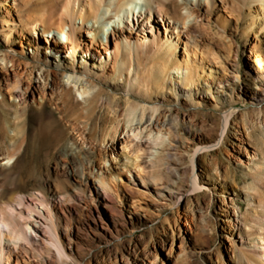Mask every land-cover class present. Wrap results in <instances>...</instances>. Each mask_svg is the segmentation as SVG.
I'll use <instances>...</instances> for the list:
<instances>
[{"label": "rangeland", "instance_id": "obj_1", "mask_svg": "<svg viewBox=\"0 0 264 264\" xmlns=\"http://www.w3.org/2000/svg\"><path fill=\"white\" fill-rule=\"evenodd\" d=\"M6 6L12 10L9 17L15 18L18 9L13 8L12 0ZM219 9L222 16L229 14L228 10H221V6ZM260 10L257 6L244 5L241 19H232L225 31L219 24V13L200 21V29L218 43L215 52L220 64L217 67L211 63L212 75L211 69L206 68L207 73L202 75L197 88H193V97L183 93L179 85L181 75L175 71L171 72L164 89L134 95V103L158 107L154 124L159 125L168 142L171 141L164 148H156L153 155L158 168L152 175L163 182L153 184L152 177L148 176L145 177L148 186L139 181L137 173L147 166L142 159L134 158L142 152L124 147L119 140L115 148L110 138L106 142L93 139L91 144L97 154L93 159L94 169L120 174L117 189L102 192L100 199L95 192L92 196L86 192L77 200L65 187L72 205L60 215L59 235L52 237L59 247L66 248L70 258L61 257L54 247L49 259L39 253L31 254L32 263L256 264L258 261L264 264V241L260 239L264 236V78L258 76L264 71V31L259 30L261 17L255 15ZM3 16L0 11V22ZM254 21L255 28H252ZM108 27L103 26L104 33ZM14 38V42L6 46L0 35V51L10 50L21 61L33 62L34 47L17 35ZM48 56L47 64L54 69L73 63L79 69L85 67L81 58L74 61L67 58L66 53L49 52ZM103 56L106 61L109 54ZM90 63L95 64V61ZM101 66V60L96 62L95 71H100L97 67ZM3 73L0 61V76ZM17 74H10L12 80L20 76L25 90L34 91L36 99L40 100L35 87L40 71L22 66ZM59 81L72 86L74 91L79 87L70 75L59 77ZM105 85L108 92L111 84ZM112 89L114 94L127 98L124 87ZM8 100L15 102L14 105L18 102L9 95ZM31 101L34 102L33 96ZM56 103L32 111L26 127L25 117L18 119L19 129L27 131V139L21 161L8 176V185L15 188V193L21 191L32 172L49 175L47 183L52 187L55 183L61 184L62 166H74L70 151L78 152L80 158L79 149L83 144L76 137V114H67L63 104L61 110H56ZM123 105L125 111V102ZM18 108L22 114L24 105ZM51 108H54L56 122L49 116ZM4 117L0 106V154L7 150L9 153L14 141H21L23 137L16 135L15 128L9 125L6 131ZM14 117L8 116V119L14 120ZM108 127L111 122L106 120L105 130ZM135 129L143 136L157 132L156 128L150 130L139 124ZM126 130L125 127L119 133L120 139ZM63 132L67 137L76 138L77 145L69 151L64 144H59ZM98 134L104 135L103 132ZM168 152L170 155H165ZM136 163L142 166L139 168ZM135 175L138 182L133 179ZM163 186L165 188L160 189ZM21 193L22 199L16 201V216L39 220L38 213L45 210L33 196ZM32 230L35 233V229ZM29 236L35 240L31 234Z\"/></svg>", "mask_w": 264, "mask_h": 264}, {"label": "bare ground", "instance_id": "obj_2", "mask_svg": "<svg viewBox=\"0 0 264 264\" xmlns=\"http://www.w3.org/2000/svg\"><path fill=\"white\" fill-rule=\"evenodd\" d=\"M7 2L9 0H0V11L5 14L0 22V35L6 46H10L17 35L35 51L33 62L21 61L10 50L0 51L1 68L5 71L0 76V106L4 109L5 128L8 132L9 125L15 128L16 135H23L21 141H14L9 153L7 150L0 154V264H36L32 263L31 254L39 253L49 259L54 247L61 257L70 258L66 248L59 247L52 237L59 235L60 215L72 205V198L65 187L77 200H81L86 192L91 196L95 192L96 198L100 199L102 192H115L120 179V174H109L103 168L95 171L93 159L97 154L91 141L106 142L110 138L115 142V148L119 140L124 147L130 146L135 152H142L134 158L142 159L147 166L137 173L139 181L148 186L145 178L148 176L152 177L153 184L163 182L160 177L152 175L158 168L157 158L153 155L156 148H164L171 141L168 142L166 133L154 124L158 107L134 103V95L164 89L171 79V72L175 71L181 75L179 85L183 93L193 97V88H197L200 78L207 73L206 68L211 69L212 75L211 63L217 67L220 64L215 52L218 43L200 29V21L210 14L219 13V24L225 31L232 19H241L244 5L250 8L257 6L261 10L255 15L261 17L259 30L262 32L264 0H12L13 8L18 9L15 18L9 17L12 10L6 6ZM220 6L221 10H228L227 16H222ZM255 24L254 21L252 28ZM107 25L109 27L104 33L103 26ZM49 52L66 53L67 58L74 61L81 58L85 67L79 69L73 63L72 66L66 64L63 68H51L47 64ZM104 53L109 54L106 61ZM100 60L102 66L97 67L100 71H95L96 62ZM92 61L95 64L90 63ZM22 66L40 71L41 76L37 77L35 84L40 100L36 99L34 91L25 90L20 76H16V80L10 77L12 72L18 75ZM69 75L79 85L76 91L59 81V77ZM258 76L263 79L264 71ZM105 83L111 84L108 92ZM120 87L125 88L126 99L113 93L112 88ZM58 89L60 93H57ZM8 95L13 101H18L17 106L8 100ZM32 96L34 102L31 101ZM54 103L56 110H61L63 104L67 114H76V137L83 144L79 149L80 158L77 157L78 152L70 151L74 166L63 165V174L57 171L62 174L61 184L55 183L52 187L47 183L49 175L42 171L32 172L26 177L21 191L15 193V188L8 185V176L21 161L27 139V131L19 129L18 119L25 117L26 127L32 111ZM18 105H24L22 114ZM12 115L14 120L8 119ZM49 116L56 122L54 108L49 111ZM106 120L111 122V127L105 130ZM137 124L146 125L150 130L156 128L157 132L143 136L135 129ZM125 127V136L120 139L119 133ZM101 132L104 135L98 134ZM76 143V138L67 137L63 132L60 145L64 144L69 151ZM136 166L140 168L142 164L136 163ZM134 178L138 182L136 175ZM21 192L33 196L45 210L38 213L39 220L16 216V201L22 199ZM111 211L116 213L113 209ZM29 234L35 240H31ZM260 239L264 241V236ZM257 254L262 255L259 251ZM255 263L260 264L258 261Z\"/></svg>", "mask_w": 264, "mask_h": 264}]
</instances>
